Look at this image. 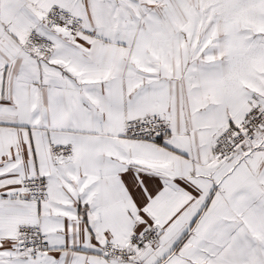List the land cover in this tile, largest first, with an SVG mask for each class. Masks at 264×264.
<instances>
[{
    "label": "snow or ice",
    "instance_id": "snow-or-ice-1",
    "mask_svg": "<svg viewBox=\"0 0 264 264\" xmlns=\"http://www.w3.org/2000/svg\"><path fill=\"white\" fill-rule=\"evenodd\" d=\"M0 264H264V0H0Z\"/></svg>",
    "mask_w": 264,
    "mask_h": 264
}]
</instances>
